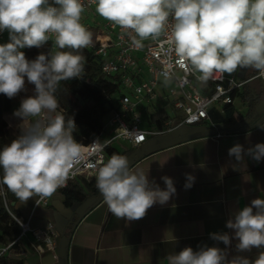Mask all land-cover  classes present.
Wrapping results in <instances>:
<instances>
[{"label":"clouds","instance_id":"clouds-1","mask_svg":"<svg viewBox=\"0 0 264 264\" xmlns=\"http://www.w3.org/2000/svg\"><path fill=\"white\" fill-rule=\"evenodd\" d=\"M91 3L101 17L135 32L139 37L134 41L137 46L141 41L156 40L166 34L171 17L169 39L174 52L182 66L187 64L199 73L197 80L202 83L215 80L216 74L231 75L240 69H255L264 75V0H91ZM84 10L83 0H0V32L6 30L10 40L0 44V94L9 99L16 97L25 90L26 78L35 86V95L23 99L14 115L24 121L42 117L45 112L49 114L46 119L30 124L0 150L3 170L0 184L6 185L20 204L34 196L53 197L75 174L74 165L84 155L73 136L75 121L71 117L66 120L57 112L59 104L54 95L60 81L82 78L84 73L86 57L79 52L92 44V33L80 22ZM53 36L54 47L33 60L20 50L42 48ZM250 123L264 130V123L256 120ZM122 134L138 135L140 141L146 135L127 128ZM228 155L240 164L245 155L260 162L264 159V143L247 150L237 143L228 150ZM168 159L160 163L161 167ZM233 169L237 170V165ZM95 175L96 187L108 211L118 220H140L155 204H167L176 193L172 178L161 177L166 185L161 189L142 169L133 171L126 155L112 154ZM185 176L184 187L189 189L195 176L188 173ZM233 216L226 227L235 231L239 241L237 251L264 247V199H253L250 206ZM210 238L226 246L231 244L228 233H211ZM166 259L168 264H264V251L253 262L239 255L229 260L226 250L219 247L203 246L199 251L185 247Z\"/></svg>","mask_w":264,"mask_h":264},{"label":"crops","instance_id":"crops-1","mask_svg":"<svg viewBox=\"0 0 264 264\" xmlns=\"http://www.w3.org/2000/svg\"><path fill=\"white\" fill-rule=\"evenodd\" d=\"M102 18L98 14L96 21ZM89 23L88 30L93 36L96 23ZM256 74L255 69H240L233 73L237 80L244 81L238 91L244 92V99L235 96L233 105L237 117L241 118L239 122L227 123L225 118L210 109L211 120L222 131L217 137L212 136L210 123L202 121L151 135L136 147L122 139L109 146L116 149L119 155L128 157L133 171L139 168L148 173L149 180H154L161 189L166 188L161 177L172 178L176 193L167 204H155L144 218L127 222L116 219L108 211L102 194L96 196L89 192L79 201L66 204L64 194L58 189L47 205L36 206L32 214L34 216L35 211L40 209L33 226L47 221L54 224L58 235L55 250L41 255L29 253L26 262L168 264L166 258L169 254H177L185 247L199 251L203 246L226 250L229 260L239 255L254 262L264 247L238 252L236 245L239 241L235 238V231L227 228L226 223L234 218L236 211L250 206L253 199H264V159L256 162L245 155L243 164H240L228 155V150L237 143L245 150L264 143V130L255 125L245 128L252 125L250 122L253 120L264 123V79ZM254 99L258 100L256 105L251 104ZM158 108H163L161 103L154 102L142 110L145 127L155 128L149 122V115ZM3 118L8 122L5 113ZM10 118L14 121L12 125L8 122L12 127L13 124L28 123L30 117L23 121L12 113ZM111 155L108 154L109 158ZM166 159L161 167L160 163ZM234 164L237 170L233 169ZM186 173L195 176V182L189 189L184 187ZM34 201L35 196L24 204H20L18 199L11 204L18 209L20 216L26 218ZM211 233H228L231 244L226 246L222 241L211 239ZM174 239L175 242H171Z\"/></svg>","mask_w":264,"mask_h":264},{"label":"built area","instance_id":"built-area-1","mask_svg":"<svg viewBox=\"0 0 264 264\" xmlns=\"http://www.w3.org/2000/svg\"><path fill=\"white\" fill-rule=\"evenodd\" d=\"M83 4L85 10L80 22L87 29L90 21L96 23L92 44L85 50L98 57L101 73L118 82L121 90L115 106L104 116L100 132L86 143L78 142L83 148L84 155L74 165L75 174L70 175L67 184L77 177L86 180L96 179V170L109 159L106 148L117 139H122L128 145L136 147L151 135L169 131L180 125H191L202 121L210 123L213 137L222 133L211 120L210 109H213L219 117L225 118V107L234 105L235 95L244 81L237 80L233 74L227 73L223 76L216 74V79H210L207 84L197 80L199 73L194 72L187 64L182 66L174 52L169 39L170 25L173 23L171 17H169V26L165 28L166 34H162L156 40L149 38L141 41L140 46H137L134 41L139 37L135 32L122 29L105 18L96 21L98 13L95 11V4L91 3V0H83ZM8 37L6 30L0 32V44H4ZM48 42L53 48L54 36ZM256 76L264 79V75L258 71ZM154 102L161 103V107L170 111L171 118L167 119L163 129L143 125L142 110L147 109ZM46 117L43 114L42 117H36L35 121ZM124 128L130 132H142L146 135L140 141L138 135H123ZM0 195L8 213L20 227L19 234L12 240L0 242V264H6L3 262L5 259L21 257H24L23 264H28L26 257L29 253L38 255L53 253L58 237L54 224L50 221L39 226L29 224L34 208L47 205L49 198L40 199L35 196L33 207L24 218L9 210L5 190L1 184ZM25 235L29 236L26 241H24Z\"/></svg>","mask_w":264,"mask_h":264},{"label":"trees","instance_id":"trees-1","mask_svg":"<svg viewBox=\"0 0 264 264\" xmlns=\"http://www.w3.org/2000/svg\"><path fill=\"white\" fill-rule=\"evenodd\" d=\"M10 42L9 37L5 43ZM52 49L48 42L42 48H24L20 49L25 53L29 60L35 59L39 54L45 53ZM63 51H70L64 49ZM79 54L86 57L85 70L82 78L72 79L67 81H60L57 85L58 90H55V97L58 101L60 113L65 119L70 117L74 119L76 129L73 132L74 139L80 143H86L91 137L98 134L103 125V118L106 113L115 106L117 96L120 94V84L114 82L111 78L103 75L100 71V61L96 55H92L85 49L80 50ZM244 92H237L235 96H240L244 99ZM107 97V98H106ZM258 98V96L256 97ZM251 101V104L256 105ZM11 99L4 94H0V150L10 144L25 128L22 126L9 127L3 114L11 107ZM169 109L163 107L158 108L149 115V122L157 129H163L167 119L171 118ZM241 118L237 117V111L233 105L225 107V121L227 123L239 122ZM262 120L257 121L258 123ZM242 125V124H240ZM239 125V126H240ZM254 126L248 125L245 128ZM107 155L112 153L119 154V152L112 148H106ZM3 176V170L0 169V177ZM5 190V197L7 206L15 215L20 216V212L11 204L16 202V196L7 188L6 185L1 184ZM65 196V203L70 204L72 201H79L85 194L91 193L99 195L100 192L96 187V179L86 180L82 177H77L74 180L59 189ZM20 232L19 225L14 221L11 215L3 204L2 196L0 195V242L12 240ZM24 257L5 259L6 264H23Z\"/></svg>","mask_w":264,"mask_h":264},{"label":"rangeland","instance_id":"rangeland-1","mask_svg":"<svg viewBox=\"0 0 264 264\" xmlns=\"http://www.w3.org/2000/svg\"><path fill=\"white\" fill-rule=\"evenodd\" d=\"M71 51V50H70ZM35 86L33 85V84H31V83H28L27 82V79L25 78V90L24 91H22V92H20L16 97H14V98H12L11 99V107H10V109L8 110V111H6L5 112V117H6V119H7V121L11 124V123H14V121L10 118L11 117V115H12V113H14V111L15 110H17L19 107H20V104H21V101L23 100V99H25V98H27V97H29V96H34L35 95ZM56 89L58 90V88L56 87ZM107 98V97H106ZM60 111V108L58 107V109H57V112H59ZM44 115H49L47 112H45L44 113ZM51 115H55V113H51ZM213 115L214 116H216V114L215 113H213ZM35 119H36V117H30L29 118V121H28V123L26 122V123H22V124H13V126L12 127H16V126H22V127H24V128H27L30 124H32L34 121H35ZM145 120V122H148V120L147 119H144ZM7 122V124H8V126L9 127H11V125L9 124ZM40 212V209L38 208L36 211H35V214H34V216H31L30 217V219H29V224L31 225V226H33L34 225V223L36 222L35 221V216H37V214ZM29 236L28 235H25V237H24V241H26V240H28L27 238H28Z\"/></svg>","mask_w":264,"mask_h":264},{"label":"water","instance_id":"water-1","mask_svg":"<svg viewBox=\"0 0 264 264\" xmlns=\"http://www.w3.org/2000/svg\"><path fill=\"white\" fill-rule=\"evenodd\" d=\"M200 130H205V129H194L193 131H200Z\"/></svg>","mask_w":264,"mask_h":264}]
</instances>
